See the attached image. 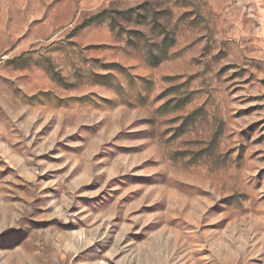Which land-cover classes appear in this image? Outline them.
<instances>
[{"label":"rangeland","instance_id":"374dc122","mask_svg":"<svg viewBox=\"0 0 264 264\" xmlns=\"http://www.w3.org/2000/svg\"><path fill=\"white\" fill-rule=\"evenodd\" d=\"M0 264H264V0H0Z\"/></svg>","mask_w":264,"mask_h":264}]
</instances>
